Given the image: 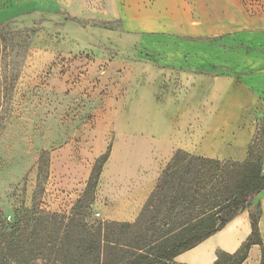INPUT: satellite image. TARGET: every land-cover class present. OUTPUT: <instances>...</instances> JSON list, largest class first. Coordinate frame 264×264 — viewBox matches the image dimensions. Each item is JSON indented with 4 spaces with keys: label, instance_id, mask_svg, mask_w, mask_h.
I'll list each match as a JSON object with an SVG mask.
<instances>
[{
    "label": "rangeland",
    "instance_id": "1",
    "mask_svg": "<svg viewBox=\"0 0 264 264\" xmlns=\"http://www.w3.org/2000/svg\"><path fill=\"white\" fill-rule=\"evenodd\" d=\"M70 17L76 16L53 7L0 23V264H97L95 255H77V243L93 233L82 221L100 224L101 234L119 243L118 256L131 253L139 234L149 242L155 231L176 227L122 225L141 212L167 156L148 150L154 172L129 177L113 158L118 138L136 131L120 112L169 90L147 79L154 68L142 61L160 62L123 37L133 24L103 28L96 18ZM262 146L264 111L249 144L254 156ZM36 213L72 219L36 221Z\"/></svg>",
    "mask_w": 264,
    "mask_h": 264
},
{
    "label": "crops",
    "instance_id": "2",
    "mask_svg": "<svg viewBox=\"0 0 264 264\" xmlns=\"http://www.w3.org/2000/svg\"><path fill=\"white\" fill-rule=\"evenodd\" d=\"M53 7L78 19L133 24L123 37L160 62L142 61L154 68L147 79L167 84L168 92L120 112L136 130L114 144V161L127 177L154 172L148 150L169 160L178 149L219 160L246 159L256 118L264 111V0H0V23ZM253 206L260 211L264 250L263 188L250 207L178 254L176 263L214 264L219 254L237 252L251 235ZM260 256L261 246L252 244L241 264H260Z\"/></svg>",
    "mask_w": 264,
    "mask_h": 264
},
{
    "label": "trees",
    "instance_id": "3",
    "mask_svg": "<svg viewBox=\"0 0 264 264\" xmlns=\"http://www.w3.org/2000/svg\"><path fill=\"white\" fill-rule=\"evenodd\" d=\"M82 22L83 19L69 18ZM112 21H99L94 25L111 28ZM110 146L94 165L96 175H90L84 195L94 186L99 167L105 162ZM264 146L257 156L248 147L243 161L219 160L176 150L166 164L154 189L133 223L125 227L176 226L155 231L152 241L139 234V242L130 245L128 256H118L119 243L105 238L102 226L82 221L84 229H92L91 240L77 243L76 252L81 258L95 255L97 264H179L173 259L189 250L224 227L231 219L251 205L253 197L264 188ZM96 168V169H95ZM93 201L90 193L88 207ZM78 204L80 201L78 200ZM46 215V216H45ZM48 215V216H47ZM260 211L250 213L251 235L232 255H218L214 264H241L252 244L261 246L260 264H264V250L259 237L257 222ZM145 216H149L148 219ZM72 218L57 214L36 213L34 220ZM116 224L115 222H112ZM90 233V232H89ZM221 258L224 260L221 261ZM87 262V261H86ZM82 263H85L83 261Z\"/></svg>",
    "mask_w": 264,
    "mask_h": 264
}]
</instances>
